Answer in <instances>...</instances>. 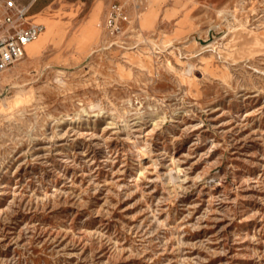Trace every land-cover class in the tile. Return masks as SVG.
Returning <instances> with one entry per match:
<instances>
[{
    "label": "rangeland",
    "instance_id": "1",
    "mask_svg": "<svg viewBox=\"0 0 264 264\" xmlns=\"http://www.w3.org/2000/svg\"><path fill=\"white\" fill-rule=\"evenodd\" d=\"M164 1L34 0L54 33L0 78V108L29 92L0 109V264H264V0Z\"/></svg>",
    "mask_w": 264,
    "mask_h": 264
},
{
    "label": "built area",
    "instance_id": "2",
    "mask_svg": "<svg viewBox=\"0 0 264 264\" xmlns=\"http://www.w3.org/2000/svg\"><path fill=\"white\" fill-rule=\"evenodd\" d=\"M34 0H0V78L16 62L24 58L27 45L35 41L44 26L31 18ZM137 10L139 4L135 6ZM108 35L121 38L132 26V17L127 6L112 2L100 24Z\"/></svg>",
    "mask_w": 264,
    "mask_h": 264
},
{
    "label": "bare ground",
    "instance_id": "3",
    "mask_svg": "<svg viewBox=\"0 0 264 264\" xmlns=\"http://www.w3.org/2000/svg\"><path fill=\"white\" fill-rule=\"evenodd\" d=\"M35 16V15H34ZM244 27V26H243ZM53 33H54V26L51 25L49 26V28H45V30L43 29V31L40 33V35L37 37V39L33 42H31L30 44H28V48H29V57L31 59V61H33V59L36 57L37 54H39L45 47V45H47L49 43V41L51 40L52 36H53ZM169 41V40H168ZM167 41V42H168ZM23 68H25V66H22ZM192 70V67L189 68V71L190 72ZM29 91V90H28ZM31 91V90H30ZM29 92H27L26 89H19L18 88V92H16L15 95H13V99L11 101H7V102H4L3 100L1 101V106L2 108L0 109H5V108H11V106L13 104H16L18 101H21V99ZM32 94V93H31ZM30 95V94H29ZM33 96V94H32ZM31 97V96H29ZM28 98V97H27ZM26 99V97H25ZM33 101V100H32ZM17 105V104H16ZM19 105V104H18ZM94 106V105H93ZM91 107V108H94V107ZM42 109V108H41ZM12 110V109H11ZM91 110V109H90ZM5 112V111H4ZM175 112V111H174ZM7 113V112H6ZM178 113V112H177ZM121 115V114H120ZM73 117V116H72ZM74 119V118H73ZM145 119V118H144ZM143 119V120H144ZM141 121V120H140ZM150 122V121H149ZM71 146V145H70ZM66 147V146H65ZM1 179V178H0ZM7 182V181H6Z\"/></svg>",
    "mask_w": 264,
    "mask_h": 264
},
{
    "label": "crops",
    "instance_id": "4",
    "mask_svg": "<svg viewBox=\"0 0 264 264\" xmlns=\"http://www.w3.org/2000/svg\"><path fill=\"white\" fill-rule=\"evenodd\" d=\"M166 2V0L160 5V9H161V12L160 13H163L164 11H162V7H163V4ZM172 8H175V7H172ZM166 9V8H165Z\"/></svg>",
    "mask_w": 264,
    "mask_h": 264
}]
</instances>
